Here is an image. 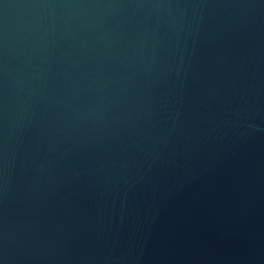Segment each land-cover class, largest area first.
Masks as SVG:
<instances>
[{
	"label": "water",
	"instance_id": "obj_1",
	"mask_svg": "<svg viewBox=\"0 0 264 264\" xmlns=\"http://www.w3.org/2000/svg\"><path fill=\"white\" fill-rule=\"evenodd\" d=\"M0 264H264V0H0Z\"/></svg>",
	"mask_w": 264,
	"mask_h": 264
}]
</instances>
